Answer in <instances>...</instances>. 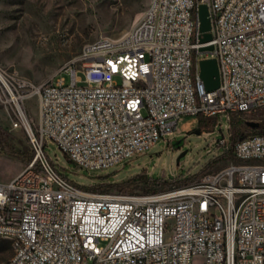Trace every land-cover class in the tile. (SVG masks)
<instances>
[{
  "label": "built area",
  "instance_id": "built-area-1",
  "mask_svg": "<svg viewBox=\"0 0 264 264\" xmlns=\"http://www.w3.org/2000/svg\"><path fill=\"white\" fill-rule=\"evenodd\" d=\"M200 3L209 8V42L200 41ZM204 58L218 62L213 91L200 75ZM0 104L35 153L0 181L9 264H195L197 256L264 264V132L236 141L238 162L149 193H88L45 150L54 145L79 169L102 172L167 143L184 117L203 115L217 117L204 134L223 154L232 135L223 119L264 108V0H149L129 31L87 43L50 79L0 65Z\"/></svg>",
  "mask_w": 264,
  "mask_h": 264
},
{
  "label": "rangeland",
  "instance_id": "rangeland-1",
  "mask_svg": "<svg viewBox=\"0 0 264 264\" xmlns=\"http://www.w3.org/2000/svg\"><path fill=\"white\" fill-rule=\"evenodd\" d=\"M148 3L149 0H0V65L17 70L36 82L50 79L87 43L102 36L118 38L129 31ZM36 103L37 98L27 101L34 119ZM185 120L188 123L192 118L184 117L167 143L161 141L148 153L102 172L79 169L54 145H46L45 150L54 160L58 159L59 168L88 193H98L92 189L96 184L107 185L104 192L127 193L114 184L136 175L152 177L153 182L140 183L134 193H145L148 188L164 190L200 179L230 162L202 171L220 156L217 155L220 149L214 143V134H204L210 131L194 132L198 118L193 125L183 126ZM248 121L263 123L264 108L230 114L229 119H223L231 132L238 123L241 130L249 134L264 132V127L255 130ZM0 134V181H9L33 161L35 153L27 134L22 129L11 128L1 104ZM181 140L180 146L174 143ZM30 155L32 159L29 160ZM12 253L10 241L0 236V264H9ZM195 264H202L200 256L195 257Z\"/></svg>",
  "mask_w": 264,
  "mask_h": 264
},
{
  "label": "trees",
  "instance_id": "trees-1",
  "mask_svg": "<svg viewBox=\"0 0 264 264\" xmlns=\"http://www.w3.org/2000/svg\"><path fill=\"white\" fill-rule=\"evenodd\" d=\"M197 118H198V125L196 128H194V132H197L200 134L204 131H212L214 129L216 122H217V117H214V116L206 117L203 115H198ZM239 125H240V123L236 124V126L234 127V130L232 132L230 148L227 151H225L223 154H221L220 156H217L212 161H210L203 168L202 171H206L207 169H209L213 165H217V164H220L222 162H227L228 160L235 161V162L239 161L233 155V152H232L233 146L239 138H242V137L249 134L248 132H245L244 130L242 131L241 128L239 127ZM261 127H264V121H263V123H261L259 125V127L255 128V130H257L258 128H261ZM0 141H1V134H0ZM174 143H176V144L179 143L178 146H180V144L182 143V140L181 141H175ZM7 150H9L10 152L15 153V154L18 153L13 148H10V149L8 148ZM28 159L29 160L32 159V155H30L28 157ZM142 182L149 184L150 182H153V178L149 177V176L136 175L134 177L129 178L126 181L119 182V183L114 184V185H116L123 192L134 193V191H135L134 188ZM106 186L107 185H105V184H96L94 187H92V189L98 193H101V192H104L105 190H107ZM163 187H165V185ZM155 191H157L156 188H148L145 191V193L155 192ZM6 247H8V245H6Z\"/></svg>",
  "mask_w": 264,
  "mask_h": 264
},
{
  "label": "water",
  "instance_id": "water-1",
  "mask_svg": "<svg viewBox=\"0 0 264 264\" xmlns=\"http://www.w3.org/2000/svg\"><path fill=\"white\" fill-rule=\"evenodd\" d=\"M199 20L200 26L199 30L202 32V36L200 38L201 42H209L212 40V33L210 32L211 29V20L209 16V8L206 3L199 4ZM213 45H208L201 47L202 51L205 50H212ZM200 75L202 80L204 81L206 91H213L217 89L220 85V74H219V67L218 62L215 58H204L200 60ZM247 124L253 128L259 127L260 123L256 121H248ZM183 155L180 154L178 160Z\"/></svg>",
  "mask_w": 264,
  "mask_h": 264
},
{
  "label": "bare ground",
  "instance_id": "bare-ground-1",
  "mask_svg": "<svg viewBox=\"0 0 264 264\" xmlns=\"http://www.w3.org/2000/svg\"><path fill=\"white\" fill-rule=\"evenodd\" d=\"M190 118H192V120H190L187 124L188 125H193V121H194V119H195V116H190Z\"/></svg>",
  "mask_w": 264,
  "mask_h": 264
},
{
  "label": "crops",
  "instance_id": "crops-1",
  "mask_svg": "<svg viewBox=\"0 0 264 264\" xmlns=\"http://www.w3.org/2000/svg\"><path fill=\"white\" fill-rule=\"evenodd\" d=\"M195 119L197 120V116H195ZM186 124H187V121L185 120L184 123H183V126H185Z\"/></svg>",
  "mask_w": 264,
  "mask_h": 264
}]
</instances>
